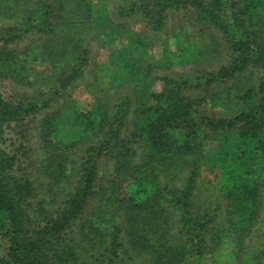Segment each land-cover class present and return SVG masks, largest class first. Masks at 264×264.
I'll return each mask as SVG.
<instances>
[{
  "label": "rangeland",
  "instance_id": "374dc122",
  "mask_svg": "<svg viewBox=\"0 0 264 264\" xmlns=\"http://www.w3.org/2000/svg\"><path fill=\"white\" fill-rule=\"evenodd\" d=\"M149 1L0 0V97L5 100L7 105L0 108V122L4 120L0 127L2 131L0 141L1 138L3 141L0 143V150L7 156L15 155L16 160L12 167V173L21 176L22 180L30 179L34 190L45 191V187L49 183L54 191L59 189L55 184L64 185V181L57 175L50 178V175L56 173L57 164L61 163L60 166L65 168V171L68 170L66 167H70V164L63 163L67 158L61 157V154L70 150L69 154L73 161L71 165L75 168L78 157L81 155L80 152H85L91 145H100L102 152L97 164L99 169H102L100 172L102 180L98 179L102 190L101 195L95 197L93 205L97 207L98 204H101L99 202L105 198L104 194L114 195L119 192L120 197L125 198L122 201V207L126 209L128 215H131V209L133 210V206L136 204L144 206L136 214V218L142 219L144 230L148 226L160 229L165 223L164 221H168L176 232L178 222L182 223L181 214L183 212L198 214V210L203 211L207 202L210 201L208 194L212 196V188L208 185L207 180L216 178L215 172H218V170H211L212 159L214 160L216 157L219 147V141L212 139L217 134V129L200 123L201 125L197 126L200 131L191 137L192 142L200 140L202 150L198 152L206 155V160L201 161L196 175L191 173V166L185 162L187 159L179 161L169 157L173 151L171 149L165 152L154 151V155L151 157L153 151H149V148L144 151L143 148L139 149V146L127 144L128 153L121 159L118 154L124 153L125 146L123 144L126 142L124 137L128 136V133H123L122 130L123 128H128L129 132L133 130L134 112L132 110L137 104L136 89L132 84H119V81L113 84L114 79L120 76L117 72L116 60H118V56H122V48L127 46L126 53L130 46L133 49L135 43L133 44L131 41L136 36L144 44V47L141 46L144 48L143 53L138 51L139 59L142 58L144 62L150 63L152 66L148 74L147 86L143 85L145 82H137L138 87L142 86V91L147 88L153 92L161 90L163 83L157 80V77L167 76L178 82L175 84L178 85L176 92L178 96L184 98L186 104L196 108L200 115L214 118L229 117L237 113L234 111L237 109L234 103L243 91L239 87L247 84L246 80L249 83L263 81L264 65L260 67L249 65L252 74L249 72L240 75L233 74L230 78L217 81H208L209 78L206 80L202 78L197 82L196 76L204 77L206 74L203 73L206 70H215L220 65H225L229 59V55H226L232 52L219 49L214 52L207 51L206 58L201 55L200 64L196 66L201 71L196 74L193 72L194 66L184 61V49L181 50L180 55V46H176L178 49L175 47L179 41V35L184 39L194 40V43L196 40L201 41V38L206 39L208 36H214V40H218L219 46L226 44V38L221 32L213 29L207 21L197 18L198 14L191 6L168 10L166 24L161 30L152 29L146 22L149 17L144 16L141 10L133 9L128 15H122L119 12V7L122 5L141 4L144 8V3ZM260 35L264 39V34ZM197 37L200 38L196 39ZM197 45L200 47L197 42L196 45L193 44L186 48V53L195 54L198 51ZM147 56H153V61L149 60ZM164 58L179 61L168 66L162 62ZM261 58L264 60V55ZM158 60L162 61L157 63ZM141 64L135 63V66L131 67V71H136ZM127 74L129 72L125 76ZM125 76L122 79H125ZM181 80H189V85H192L180 84ZM124 94L129 96L131 104H129V111L123 110L121 115V118L126 117V122L120 126L121 130L120 128L116 131L112 129V132L106 133V128L100 126L98 130L89 131V128L86 129L88 126L86 122L82 125L79 121L70 128L71 130L66 129L80 118V113L89 110L95 113L100 122L107 125L105 122L111 121L110 117L114 111L115 103ZM142 102L146 106L151 104L150 95L140 103ZM58 131L61 132V135L56 137L53 133L57 132L59 135ZM181 132L184 131L170 130L169 136L172 137L174 134L175 136L172 138L176 139L179 144L178 138ZM69 136L72 140L68 139ZM102 140H105V143H109V145L102 146L103 144H100ZM167 140L172 141L171 138H167ZM45 162H49V171L45 169ZM259 162L264 165V158ZM190 174L196 181V183L194 182L196 189L192 197L194 201H188L191 205L183 208L175 200L179 192L172 193L168 189L183 187ZM142 176L148 180H156L158 187L155 186V188L157 190L160 186L165 187L162 192L163 199L153 190V194L149 195L151 197L145 196L140 203H136L138 200L132 196L133 194L130 195L127 189H130L128 186L136 182L137 179L141 180ZM66 184L67 186L60 187L65 190L63 194L71 190L74 185L70 182ZM58 192L59 190L56 191V194ZM37 194L40 199L44 195L41 192ZM113 199L114 196L111 201L110 199L104 200L102 202L104 206L95 209L96 212L91 218L97 224L92 227L95 234L91 233L90 236L99 237L102 235L97 230V226L100 227L99 230L107 227L104 229V237L110 238V240L115 232L114 224H117L119 230L121 229L119 236L134 233L143 227V225H135L130 220L129 226L126 218L128 216L123 210L115 214V210L119 208ZM28 201H34L33 197H30ZM210 212L215 213L213 209H210ZM216 214L218 217L215 223L209 228L206 226L203 229L207 230L206 236L209 244L211 236L218 233L217 224L228 226L231 221L229 216H225L226 212L223 207ZM29 215L32 214L29 213ZM45 215L46 213H42V216ZM199 221L201 222V220ZM152 222H154L153 224L156 222V225L151 224ZM203 230L200 232L202 233ZM251 230L254 232L252 233L254 237L251 239V247L258 246L256 233L264 232V221L252 226ZM225 231L226 229L221 233ZM186 233L188 234L186 235ZM189 234L191 231L183 232L180 243L184 245V240L189 239ZM122 243L121 248L110 244L105 250L106 253H109L108 250L113 251L118 259L117 264H121L122 260L124 264H153V254H159L158 246L154 245L151 250L145 246L140 252V256L135 258L133 257L135 249L132 246L129 247L127 240H122ZM165 244L168 245V241H165ZM169 248L171 247L169 246ZM123 249L130 252L128 253L130 255L127 256L123 253ZM87 252L89 251L87 250ZM183 252L185 254L179 264H212L213 262L209 252L201 256L193 253L188 254L186 250ZM162 258L165 260L166 256ZM178 258L179 256L172 257L170 264H177ZM194 258H196V262ZM250 260L248 264L260 263L259 260Z\"/></svg>",
  "mask_w": 264,
  "mask_h": 264
},
{
  "label": "trees",
  "instance_id": "16d2710c",
  "mask_svg": "<svg viewBox=\"0 0 264 264\" xmlns=\"http://www.w3.org/2000/svg\"><path fill=\"white\" fill-rule=\"evenodd\" d=\"M144 4V8L141 4L122 5L119 7V12L122 15H128L133 9L141 10L144 16L149 17L146 22L150 24L151 28L161 30L166 24L168 10L191 6L198 14L197 18L207 21L213 29L221 32L226 38V44L219 46V42L214 40V36H208L206 39L201 38V41L196 40L194 43V40L184 39L179 35V41L177 40L175 47L180 46V55L181 50L184 49V61L194 66L193 72L196 74L201 71L196 67L200 64L201 55L206 58L207 51L214 52L219 49L232 52L226 55H229V59L225 65H220L215 70H206L203 73L206 74L204 77L196 76L197 82L202 78L204 80L209 78L208 81H217L230 78L233 74L240 75L247 72L252 74L249 65H252L251 67L264 65V60L261 58L264 55V39L260 35L264 34V0H150ZM197 42L200 45V47L197 45L198 51L195 54L186 53L185 49L193 44L196 45ZM131 43H135L133 49L130 46L126 53L127 46L122 48L123 54L116 60L117 72L120 76H117L113 82V84L118 81L119 84H132L136 89L137 102L132 110L134 112L133 130L129 132L128 128H123L122 132L128 133V136L124 137L126 138V142L123 144L125 146L124 153H119L118 156L121 159L125 157L128 153L127 144L139 146V149L143 148L144 151L149 148V151H153L151 157H153L154 151L165 152L171 149L173 151L169 157L179 161L187 159L185 162L191 166V173L196 175L200 168L199 164L206 160V155L198 152L202 150L200 140L192 142L191 137L200 131L197 127L201 125L200 123L207 124L217 129V134L212 139L219 141L216 157L214 160L212 159L211 163V170H218V172H215L216 178L207 180L208 185L212 188L211 192H213L212 196L208 194L210 201L207 202L203 211L198 210V214L183 212L181 214L182 223L178 222L176 232L168 221H164L165 223L160 229L148 226L144 230L142 219L136 218V214L144 206L136 204L133 206V210L131 209V215H128L126 209L122 207V201L125 198L120 197L119 192L114 195L104 194L105 198L99 202L101 204H98L97 207L93 205L95 197L100 196L102 190L98 181V179L102 180L100 173L102 169H99L97 164L102 152L100 145H91L85 152H80L81 155L78 157L75 168L71 165L73 161L69 154L70 150L61 154V157L67 158L63 163L70 164V167H66L68 170L65 171V168L60 166L61 163H58L56 173L53 175L48 173V176L50 175L52 178L57 175L64 181L65 186L68 182L74 184L66 194H63L65 190L60 188L64 186L60 185L61 183L55 184L59 189L54 191L48 182L45 191L34 190L30 179L22 180L21 176L12 173V167L16 160L15 155L7 156L0 150V264H117L118 259L113 251L108 250L109 253H106L105 250L110 244L121 248L122 240H127L129 247L132 246L135 249L136 252L133 254L135 258L140 256V252L145 246L150 250L154 248V245L158 246L159 254H153V264H170L171 258L177 256H179L177 261L179 264L185 254L184 250L188 254L193 253L198 256L209 252L212 256V264H248L250 259L259 260L260 263L257 264H264V232L256 233L258 246L251 247V239L254 237L251 228L264 221V165L259 162L264 158V80L249 83L245 79L247 84L239 87L243 91L234 103L237 107L234 111L237 113L233 116L214 118L200 115L196 108H192V105L185 103L182 96H178L176 92L178 85H175L178 82L172 78L157 77V80L163 83V87L156 92L150 91L148 88L142 91V86L138 87V81L145 82L143 85L147 84L152 64L144 62L142 58L139 59L138 51L143 53L144 44L137 36ZM141 46L143 47L141 48ZM147 58L153 61V56H147ZM161 61L158 60L157 63ZM177 61L179 60L164 58L162 62L170 66L171 63ZM141 62L144 63L141 64ZM135 63L137 65L140 63L141 66L132 72L131 67L135 66ZM127 72L129 74L125 76ZM124 76L125 79H122ZM181 82L180 84H186L185 86L189 85V80H181ZM249 84L250 86H248ZM232 88L234 87L232 86ZM149 95L151 104L146 106L143 102L140 103ZM129 104H131L129 96L122 95L114 105L111 121L105 122L107 125L100 122L95 113L89 110L80 113V118L66 129L71 130L70 128L79 121L82 125L86 122L88 125L86 129L89 128V131L98 130L100 126L106 128V133L112 132V129L116 131L126 122V117L121 118V115L123 110L129 111ZM1 106L7 105L5 100L0 97V108ZM3 122L4 120L0 122V127ZM170 130L184 131L179 135V144L176 139L172 138L175 136L174 134L172 137L169 136ZM1 132L0 128V134ZM58 132L59 135L57 132L53 134L59 137L61 132ZM167 138H171L174 143L168 141ZM68 139L72 140L70 136ZM2 142L1 138L0 143ZM104 143L105 140L100 142L103 144L102 146L109 145V143ZM45 164V169L49 171V162H45ZM193 175L190 174L186 178L180 189H168L172 193L179 192L175 200L183 208L191 205L188 201H194L192 197L196 189V181L192 178ZM140 178L141 180L137 179L136 182L128 186L130 189H127L128 193L133 194L132 196L138 200L136 203H140L145 196L151 197L149 195L153 194V190L160 198H164L162 194L164 186H160L157 190L155 188V186L158 187L156 180H148L145 176ZM58 190L59 192L56 194ZM38 192L44 193L41 199L37 197ZM112 196L119 208L115 210V214L123 210L128 216L126 218L129 226L130 220L135 225H143V227L134 233L119 236L121 229L119 230L117 224H114L115 232L110 240V238L104 237V229L107 227L99 230L100 227L97 226V230L102 235L99 237L90 236L91 233L95 234L92 227L97 224L91 218L96 212L95 209L103 207L104 200L110 199L111 201ZM30 197H33L34 201H28ZM222 207L225 209V216H229L231 221L228 226L217 224L218 233L211 236L209 244L206 236L207 230L203 229L206 226L209 228L215 223L218 217L216 212ZM210 209H213L215 213L212 214ZM42 213H46V215L42 216ZM153 225H156V222ZM229 226H231L230 229ZM225 229L226 231L221 233ZM201 230H203L202 233ZM188 231H191V234H189L188 240H184L183 245L180 243V238H182L183 232ZM196 239L198 240L197 244ZM165 241H168V245L165 244ZM122 251L127 256L130 255L126 249ZM163 256H166L165 260H163ZM229 258L230 260H228ZM194 261L196 262V258ZM121 264H124L123 260Z\"/></svg>",
  "mask_w": 264,
  "mask_h": 264
}]
</instances>
